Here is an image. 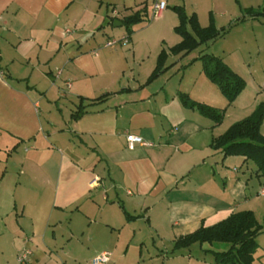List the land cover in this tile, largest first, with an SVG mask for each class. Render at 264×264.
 I'll return each mask as SVG.
<instances>
[{"label":"crops","instance_id":"1","mask_svg":"<svg viewBox=\"0 0 264 264\" xmlns=\"http://www.w3.org/2000/svg\"><path fill=\"white\" fill-rule=\"evenodd\" d=\"M138 6L137 0H0V154L6 173L17 157L21 174L32 178L30 194L18 180L12 197L13 211L22 208L33 231L50 229L55 215L72 211L90 221L82 232L87 242L95 244L91 233L98 232L105 249L120 243L119 227L135 233L138 221L151 222L159 201L168 202L177 239L234 212L206 190L223 158L210 146L213 126L183 105L181 83L172 90L165 72L149 81L163 48L142 47L148 41L136 35L105 47L127 37L109 27L125 28L114 23ZM80 105L86 111L77 118ZM128 133L152 146L130 150ZM76 230H69L71 241ZM30 243L26 238L25 264L38 261Z\"/></svg>","mask_w":264,"mask_h":264},{"label":"rangeland","instance_id":"2","mask_svg":"<svg viewBox=\"0 0 264 264\" xmlns=\"http://www.w3.org/2000/svg\"><path fill=\"white\" fill-rule=\"evenodd\" d=\"M160 1L167 3V9L157 18L155 6ZM137 4L138 11L145 8L146 14L144 21L133 27L131 36L136 35L141 42L148 41L141 43L142 47L147 44L158 49L160 46L161 50L163 48L170 52L182 41L179 29L181 18L176 8H181L188 17L196 15L201 27L213 26L219 32L215 40L201 45L189 54L171 52L166 64L168 69L164 73L170 80L172 90H177L181 83L183 93L189 94L192 100L216 108L223 114V120L217 126L213 120L205 118L213 126L216 136L224 134L234 124L250 117L259 106H264V0H137ZM186 28L192 32L189 23ZM108 32L113 35L127 33L125 28L112 26ZM206 54L220 58L245 81L243 90L234 101L230 102L218 85L206 75L204 61L201 59ZM195 58L197 59L194 60ZM149 63L150 60H147L143 69ZM52 111L58 113L56 108ZM261 129L264 135V123ZM14 145H10V152L14 150ZM218 153L221 155L220 151ZM4 157V153H1L0 182L2 176L5 175L6 178L0 185V264H19V252L26 247V238H32V244L28 248L33 249L37 255L34 258L38 259H32V264H92V260L104 251L113 254L109 264H220L215 253L230 248L225 243H196L186 249L176 248L178 234L166 214L165 206L168 202L165 200L158 202L150 215L151 222L147 221L148 217L135 224V233L119 227L118 231L122 233L117 247L103 249L106 243L99 241L103 236L99 238L100 234L93 230L91 235L96 236L97 242L90 245L86 240L88 234L83 237L82 233L90 225V221L81 214H72V211L55 215L50 229L45 230L42 224L37 231H33L29 220L21 215L22 208L13 211L12 197L18 180L24 186L19 190L25 192L24 188L28 187L30 190L26 192L30 194L34 189L32 178L27 170L25 176L21 174L16 156L14 162L11 160L12 164H9L11 166L6 173ZM198 173H195V177ZM216 173L214 183L212 182L211 187H206L213 198H216L215 202L224 208L233 207L234 212L253 211L259 224L264 226V196L261 195L264 190V174L258 171L256 162L246 161L242 156H223L218 160ZM42 188L39 187L40 191ZM46 195L43 192V202ZM187 196L192 197V193ZM200 198L205 199L202 196ZM206 200H209L208 197ZM224 218L226 217H218L215 223ZM93 220L97 222L93 224V229H101L100 219ZM210 222L209 226L214 225V221ZM72 227L77 230L76 238L71 241L69 230ZM117 236L119 235L115 234ZM258 241L259 249L255 254L254 264H264V233Z\"/></svg>","mask_w":264,"mask_h":264},{"label":"trees","instance_id":"3","mask_svg":"<svg viewBox=\"0 0 264 264\" xmlns=\"http://www.w3.org/2000/svg\"><path fill=\"white\" fill-rule=\"evenodd\" d=\"M181 18L179 27L182 41L174 46L170 52L163 49L159 55L157 66L149 78L156 80L168 67L166 66L170 53L189 54L201 45L215 40L219 32L213 26L203 28L198 17H188L181 8H176ZM145 8L132 15L124 17L121 21L127 31V36L133 34V27L144 21ZM190 24L192 32L187 30ZM204 61V71L211 81L216 83L221 92L234 101L245 86V81L231 70L220 58L212 55L201 57ZM179 98L186 108L199 111L203 116L214 121L215 126L223 120V114L216 108L191 99L189 94L179 92ZM86 107L79 106L75 117H81ZM264 106L261 105L250 117L234 124L227 132L213 138L211 148L220 151L226 158L229 156H242L246 161L253 160L258 166V171L264 174ZM128 220L132 219L130 215ZM264 233V226L260 225L253 211L233 212L226 219L209 227L202 226L195 232L182 236L175 241V247L186 249L196 243H225L230 248L223 252H216L220 264H254L255 254L259 249V237Z\"/></svg>","mask_w":264,"mask_h":264},{"label":"built area","instance_id":"4","mask_svg":"<svg viewBox=\"0 0 264 264\" xmlns=\"http://www.w3.org/2000/svg\"><path fill=\"white\" fill-rule=\"evenodd\" d=\"M166 9H167V3L165 1L157 2L155 6V17L160 18ZM121 42L127 44L129 42L128 36L123 38V40H117V39L110 40L105 44V47L115 48ZM126 139H127V146L130 150H134L138 145L147 146V147L152 146L151 143L146 142L140 135L134 133H128ZM261 195L264 196V190L261 192ZM30 254H31L30 250H24L23 252H21L18 257L19 264H25L29 260ZM112 256L113 254L111 252L104 251L98 254L92 260V264H109L111 262Z\"/></svg>","mask_w":264,"mask_h":264},{"label":"water","instance_id":"5","mask_svg":"<svg viewBox=\"0 0 264 264\" xmlns=\"http://www.w3.org/2000/svg\"><path fill=\"white\" fill-rule=\"evenodd\" d=\"M114 25L117 27V26H122L123 25V23H121V22H119V21H116L115 23H114Z\"/></svg>","mask_w":264,"mask_h":264}]
</instances>
